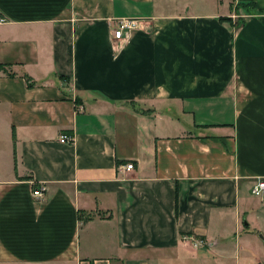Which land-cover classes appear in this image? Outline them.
<instances>
[{"label": "crops", "instance_id": "crops-1", "mask_svg": "<svg viewBox=\"0 0 264 264\" xmlns=\"http://www.w3.org/2000/svg\"><path fill=\"white\" fill-rule=\"evenodd\" d=\"M230 1L0 0V264H264V0Z\"/></svg>", "mask_w": 264, "mask_h": 264}, {"label": "built area", "instance_id": "built-area-1", "mask_svg": "<svg viewBox=\"0 0 264 264\" xmlns=\"http://www.w3.org/2000/svg\"><path fill=\"white\" fill-rule=\"evenodd\" d=\"M5 22V18L0 15V24ZM137 26V21L135 20H128V19H122L118 23L114 25V38L115 39H122L123 36L126 34H129L131 30H133ZM73 141L72 137L68 135H64L61 137L62 143H71ZM122 169L126 171H132L134 170V165L132 163L127 164L126 166L122 167ZM252 192L254 196H261L264 194V179L256 180L252 186ZM34 198L39 200L44 195V188L40 187L34 190L33 192ZM193 246L195 248H202L205 246V242H203L200 239L194 238L193 240Z\"/></svg>", "mask_w": 264, "mask_h": 264}, {"label": "rangeland", "instance_id": "rangeland-1", "mask_svg": "<svg viewBox=\"0 0 264 264\" xmlns=\"http://www.w3.org/2000/svg\"><path fill=\"white\" fill-rule=\"evenodd\" d=\"M230 5H231L232 9H236V14L233 15V17H234L233 21H236L237 25H240L241 23L243 24L244 21L247 19L248 15H251L253 13L256 14V9L252 8L251 7L252 5H250L249 7H246L242 4L240 5V4L236 3L235 0H231ZM237 11L239 13H237Z\"/></svg>", "mask_w": 264, "mask_h": 264}, {"label": "trees", "instance_id": "trees-1", "mask_svg": "<svg viewBox=\"0 0 264 264\" xmlns=\"http://www.w3.org/2000/svg\"><path fill=\"white\" fill-rule=\"evenodd\" d=\"M242 5H244V6H246V7H249V6H250L249 4H242ZM221 20H222V21H232L231 18H222Z\"/></svg>", "mask_w": 264, "mask_h": 264}]
</instances>
